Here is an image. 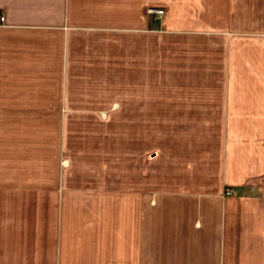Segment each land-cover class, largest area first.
I'll use <instances>...</instances> for the list:
<instances>
[{"label": "crops", "instance_id": "obj_1", "mask_svg": "<svg viewBox=\"0 0 264 264\" xmlns=\"http://www.w3.org/2000/svg\"><path fill=\"white\" fill-rule=\"evenodd\" d=\"M0 14V264H264V0Z\"/></svg>", "mask_w": 264, "mask_h": 264}, {"label": "rangeland", "instance_id": "obj_2", "mask_svg": "<svg viewBox=\"0 0 264 264\" xmlns=\"http://www.w3.org/2000/svg\"><path fill=\"white\" fill-rule=\"evenodd\" d=\"M158 10H162V9H158ZM163 13H164V11H163ZM115 125L119 126V128H120V135H118L119 141L121 142L120 146H121V148L125 147V149H126V143H123V142H125L127 139V134H126L127 133V120L126 119L106 120V121L104 120L103 126H104V128H106L105 130H108V128H110L111 126H115ZM126 154H127V149L125 150L124 155H126ZM125 159H126V157H125ZM34 171H35V168H34V170H31L29 167L23 166V167H20L17 172H16L15 168H14L13 172H11L10 168H8V171H4L2 173H6L8 175L17 174V173L26 175V174L34 173V175H35ZM0 173H1V168H0Z\"/></svg>", "mask_w": 264, "mask_h": 264}, {"label": "built area", "instance_id": "obj_3", "mask_svg": "<svg viewBox=\"0 0 264 264\" xmlns=\"http://www.w3.org/2000/svg\"><path fill=\"white\" fill-rule=\"evenodd\" d=\"M148 12L154 15H157L158 17H160L163 14L162 10H158L155 8H149ZM4 22V16L2 14H0V24H2ZM233 193V190H226L224 195H230Z\"/></svg>", "mask_w": 264, "mask_h": 264}]
</instances>
